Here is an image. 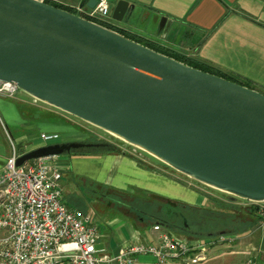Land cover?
<instances>
[{"label": "water", "instance_id": "1", "mask_svg": "<svg viewBox=\"0 0 264 264\" xmlns=\"http://www.w3.org/2000/svg\"><path fill=\"white\" fill-rule=\"evenodd\" d=\"M110 9L122 20L133 7ZM0 81L233 200L264 202V93L255 88L43 0H0ZM89 145L46 144L17 164Z\"/></svg>", "mask_w": 264, "mask_h": 264}, {"label": "crops", "instance_id": "2", "mask_svg": "<svg viewBox=\"0 0 264 264\" xmlns=\"http://www.w3.org/2000/svg\"><path fill=\"white\" fill-rule=\"evenodd\" d=\"M51 1L74 10L83 0ZM126 1L132 5V11L122 20H114L110 15V18L106 19L104 23L115 29L150 40L175 53L199 59L221 71L246 79L254 85L255 89H257L255 86L264 88V0ZM41 126L45 127V124L42 123ZM44 127H41L40 134L55 132L52 129L43 130ZM102 156L110 161V171L102 181H94L97 185L93 189L101 191L104 196L114 195L117 198L116 201L102 200L97 204L96 199L99 198L92 195L94 192L92 191L90 195L87 194L78 186L83 183L75 186L74 181L66 192L63 191V194L70 196L71 207L82 209L91 220H96L97 213L102 214L101 220H104L105 227L103 230L101 225L98 226L97 243L106 238L105 247L100 249L116 253L121 247L129 243L138 240L145 241L150 237L157 236V233L152 231L153 224L144 223L136 218L133 213L136 211L134 210L136 206L145 205L148 201L159 206L167 200H175L153 191L137 194L138 190L143 191V188L137 185L123 183L121 186H113L118 175L125 176L123 172H118L121 167L139 177L157 178L154 173H157L156 168L147 158L140 155L138 159L126 151L124 153H105ZM176 202L197 208L205 207L197 197L191 200L193 203ZM205 208H215L213 201L209 207ZM96 209L99 212H96ZM112 212L118 213L120 216L112 217L110 215ZM97 221L99 220L97 219ZM171 232L189 239L186 236ZM218 234L230 233L218 230L207 233L203 239ZM233 235L237 237L234 243L229 247L222 246L212 251V257L209 261L217 260L215 261L216 264H233L229 261H221V259L231 256H244L247 258V264H264V216L244 234ZM259 260L261 262H258Z\"/></svg>", "mask_w": 264, "mask_h": 264}, {"label": "built area", "instance_id": "3", "mask_svg": "<svg viewBox=\"0 0 264 264\" xmlns=\"http://www.w3.org/2000/svg\"><path fill=\"white\" fill-rule=\"evenodd\" d=\"M110 7L109 0H97L93 8L78 5L74 11L106 22ZM15 90L10 82L0 81V94L11 96ZM40 138L48 142L59 135L41 133ZM10 147V155L0 166V264H201L212 251L229 247L237 239L233 234L186 239L154 223V238L129 243L116 253L97 248V223L63 200L57 155L18 165L22 153L11 140ZM258 209L264 215V205Z\"/></svg>", "mask_w": 264, "mask_h": 264}, {"label": "rangeland", "instance_id": "4", "mask_svg": "<svg viewBox=\"0 0 264 264\" xmlns=\"http://www.w3.org/2000/svg\"><path fill=\"white\" fill-rule=\"evenodd\" d=\"M236 78L240 82L247 83V81H245L246 79L239 76H236ZM251 86L254 85L251 84ZM255 87L257 90L264 93V88ZM0 118L4 124L2 125L0 122V166L5 162L6 158L11 153L10 140L13 142L17 150L26 152L33 148L54 142L84 141L86 139H94L95 136L98 140L118 145L122 150L134 155L138 159L140 158V155L147 158L156 168L157 173H154L157 175L155 176L157 178H153L149 176L139 177L131 171L121 167L118 172H123L125 176L123 177L118 175L115 178L113 186H121L123 183L137 185L143 188V191L138 190L137 194L145 191H153L175 201H182L186 203H193L191 200L197 197L200 202H203L202 205L205 207H209V205H211L212 197L222 199H229L232 197L230 194L203 185L194 179L177 172L155 157L140 149L134 148L133 146L112 135H109L99 128H96L43 102L32 100V97L28 93L19 88H16L11 96L8 94H0ZM42 123L45 124V127L41 126ZM41 127H44L43 130H55L54 133L58 134L59 138L52 139L48 142L42 141L39 133L41 131ZM102 155H105V153H77L74 151L57 155L56 163L62 169V178L60 183L62 184L63 191L66 192L68 187H70L74 181L75 186L76 184L83 183L78 186L87 194L90 195L93 191L94 193H92V195L99 198L96 199L98 201L97 204H99L102 200H109L111 202L116 201L117 198L114 195L110 194L104 196L101 194V191L99 192L93 189L95 185H97L94 181H102V179L105 178V175L110 171V161ZM74 195H77V193H74ZM63 200L67 205L72 204L70 196L68 197L67 194H63ZM235 201L244 205L250 203V201L241 198H237ZM255 203L258 205H264L262 202ZM98 209H96V212H99L100 209ZM114 212L110 214L112 217L120 216L118 213L114 214ZM101 216L102 214L99 215L97 213L96 220H92L96 222L98 226L101 225L104 230V220H101ZM97 219L99 221H97ZM244 233L245 232L240 233V235ZM106 243L107 239L103 238L96 244V247L104 248ZM211 257L203 263H207ZM145 259V257L140 256V260ZM215 261H209V264H216ZM221 261H229L233 264H247L248 262L247 258L244 256L226 257V259L222 258ZM258 262L261 261L259 260Z\"/></svg>", "mask_w": 264, "mask_h": 264}, {"label": "trees", "instance_id": "5", "mask_svg": "<svg viewBox=\"0 0 264 264\" xmlns=\"http://www.w3.org/2000/svg\"><path fill=\"white\" fill-rule=\"evenodd\" d=\"M43 1L52 4L56 7L66 9L70 12H75L74 10L66 8L51 0ZM109 1L110 3H113V1L115 2L117 0ZM96 22L108 28L114 29L122 33L123 35L129 37L130 39H133L158 52L171 56L192 67L210 72L218 76H222L228 80L234 81L241 85L254 88L253 86H251V83L249 81L245 80L249 84L245 82H240L235 75L221 71L220 69L199 59L175 53L174 51L157 45L151 42L150 40L132 35L119 29H115L104 22ZM84 141L103 144L98 146L87 147L82 150L76 149L73 151L77 153H124V151L118 145L98 140L95 136L94 139H86ZM211 199L215 205V208H197L171 200L162 202L159 206H157L156 204H154V202L148 201L145 205L136 206L134 209L136 211H134L133 213L136 215V218L138 220H141L144 223H159L170 231H173L182 236H186L189 239H203V237H205L207 233L217 232L218 230H224L225 232L230 234L240 235V233L248 231L255 222L263 219L264 215H262V213L258 209V204L247 203L246 205H244L242 203H238L237 201L231 198L222 199L212 197Z\"/></svg>", "mask_w": 264, "mask_h": 264}, {"label": "flooded vegetation", "instance_id": "6", "mask_svg": "<svg viewBox=\"0 0 264 264\" xmlns=\"http://www.w3.org/2000/svg\"><path fill=\"white\" fill-rule=\"evenodd\" d=\"M63 142H66V141H63ZM67 142H68V141H67ZM81 142H83V143H85V144H91V145H89V146H84V147L80 148L79 150H82V149L87 148V147H92V146H95L94 144H97V143L86 142V141H81ZM54 143H60V141H59V142H54Z\"/></svg>", "mask_w": 264, "mask_h": 264}]
</instances>
